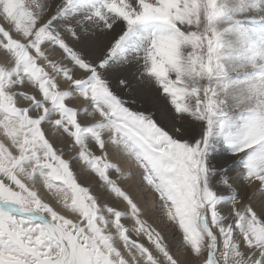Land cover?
<instances>
[{
  "label": "snow or ice",
  "instance_id": "obj_1",
  "mask_svg": "<svg viewBox=\"0 0 264 264\" xmlns=\"http://www.w3.org/2000/svg\"><path fill=\"white\" fill-rule=\"evenodd\" d=\"M258 196L264 0H0V264H264Z\"/></svg>",
  "mask_w": 264,
  "mask_h": 264
},
{
  "label": "bare ground",
  "instance_id": "obj_2",
  "mask_svg": "<svg viewBox=\"0 0 264 264\" xmlns=\"http://www.w3.org/2000/svg\"><path fill=\"white\" fill-rule=\"evenodd\" d=\"M113 159H117L116 156L114 155V153L112 154ZM120 162V161H119ZM121 163V162H120ZM121 165L127 170L129 168L132 169L133 171V177L130 180L127 181H123V187L130 192V194H132L134 196V198L141 203L142 205L144 204V200L145 197H147L148 199H151L152 197L147 194H145L144 189H142V187L140 186V179H139V172L141 171L138 168L133 167L132 161H126V163ZM93 187L95 185V181H92ZM152 195V194H151ZM255 204L259 205L261 202H264V197L258 196L255 200H254ZM121 204V206L123 207V202H119ZM147 218L149 219V222H155L157 224H159V217L155 216L153 213L149 212L147 213ZM131 223V222H129ZM169 239H171V237H169ZM178 253L180 254V258L183 259L184 258V254L182 252H179V250H177Z\"/></svg>",
  "mask_w": 264,
  "mask_h": 264
},
{
  "label": "rangeland",
  "instance_id": "obj_3",
  "mask_svg": "<svg viewBox=\"0 0 264 264\" xmlns=\"http://www.w3.org/2000/svg\"><path fill=\"white\" fill-rule=\"evenodd\" d=\"M114 155H115V153H114ZM115 156H116V155H115ZM116 158H117V160H119L122 164L126 163V161H127V158H126V157H117V156H116ZM128 161H130V160H128ZM138 176H139V175H138ZM140 181H141V180H140ZM141 185H143V186H141ZM140 186L142 187V189H144L145 194H147L148 196L150 195L151 197L155 196V193L151 192L150 189L148 188V186H147L146 184H143L142 181L140 182ZM151 194H152V195H151ZM253 203H255V202L253 201Z\"/></svg>",
  "mask_w": 264,
  "mask_h": 264
}]
</instances>
